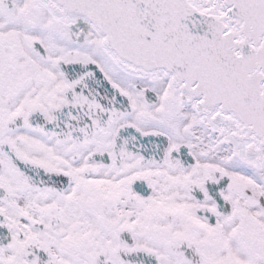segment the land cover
Listing matches in <instances>:
<instances>
[{
    "label": "snow or ice",
    "instance_id": "6c2138e0",
    "mask_svg": "<svg viewBox=\"0 0 264 264\" xmlns=\"http://www.w3.org/2000/svg\"><path fill=\"white\" fill-rule=\"evenodd\" d=\"M0 264H264V0H0Z\"/></svg>",
    "mask_w": 264,
    "mask_h": 264
}]
</instances>
